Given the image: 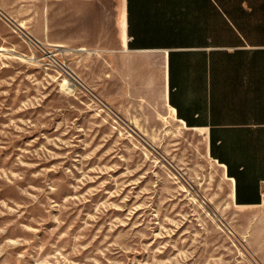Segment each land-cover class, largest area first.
<instances>
[{"label": "rangeland", "instance_id": "374dc122", "mask_svg": "<svg viewBox=\"0 0 264 264\" xmlns=\"http://www.w3.org/2000/svg\"><path fill=\"white\" fill-rule=\"evenodd\" d=\"M31 19L0 8V264H264L163 65L37 46Z\"/></svg>", "mask_w": 264, "mask_h": 264}, {"label": "crops", "instance_id": "0c3cea01", "mask_svg": "<svg viewBox=\"0 0 264 264\" xmlns=\"http://www.w3.org/2000/svg\"><path fill=\"white\" fill-rule=\"evenodd\" d=\"M0 8L32 17L28 31L41 42L162 64L168 104L186 127L204 130L231 182L238 232L264 249V0H0Z\"/></svg>", "mask_w": 264, "mask_h": 264}, {"label": "bare ground", "instance_id": "6f19581e", "mask_svg": "<svg viewBox=\"0 0 264 264\" xmlns=\"http://www.w3.org/2000/svg\"><path fill=\"white\" fill-rule=\"evenodd\" d=\"M20 26L21 27H25L24 26V22H22L21 24H20ZM75 51H86V52H88V53H90V54H100V50L99 49H93V48H85V47H83V48H78V49H75ZM70 73L72 74V75H74L75 76V78L74 79H76V80H74V81H78V77L72 72V71H70ZM70 75V74H69ZM75 85V83L73 82V81H71L70 79H68V78H64V80H63V87H66L67 89H70V90H73L72 89V87ZM167 106H168V110H169V115H170V117L172 118V119H176L177 121H179L180 123H182L183 125H184V123L182 122V121H180L177 117H176V115H175V110L168 104V102H167ZM221 226L224 228V227H226V223L225 224H221Z\"/></svg>", "mask_w": 264, "mask_h": 264}, {"label": "built area", "instance_id": "2783aa9c", "mask_svg": "<svg viewBox=\"0 0 264 264\" xmlns=\"http://www.w3.org/2000/svg\"><path fill=\"white\" fill-rule=\"evenodd\" d=\"M30 40H31V38H29ZM32 43L33 44H35V45H37V46H39V45H44V43H42V42H40L39 40H37V39H34V40H32ZM51 47H56V48H62L61 46H58V45H54V44H51L50 45ZM50 53V52H49ZM51 54V53H50ZM56 55V54H55ZM54 54H53V57L55 56ZM35 57V58H34ZM49 57H52V55L51 56H49ZM52 57V58H53ZM32 60H38L39 59V56H38V54H37V52H35L33 55H32ZM56 63V62H55ZM59 66H61L62 67V65H60L59 64ZM64 70H66L67 72H68V74H70V76H72L73 78H75V76L74 75H72L71 73H70V70H69V68H68V66L67 65H63V67H62Z\"/></svg>", "mask_w": 264, "mask_h": 264}]
</instances>
